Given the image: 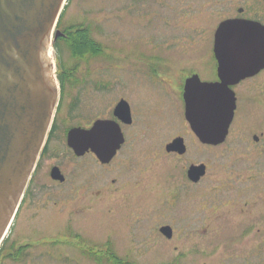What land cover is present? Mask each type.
Returning a JSON list of instances; mask_svg holds the SVG:
<instances>
[{"label": "flooded vegetation", "instance_id": "1", "mask_svg": "<svg viewBox=\"0 0 264 264\" xmlns=\"http://www.w3.org/2000/svg\"><path fill=\"white\" fill-rule=\"evenodd\" d=\"M68 1L70 0H67L63 13L55 27V31L58 30L61 35L54 39L52 45L54 52L60 56L61 51L65 53L61 48V42L66 47L69 46L67 42L76 44L75 37L77 33L83 34L84 32L82 23L64 25V12L66 7L70 5ZM176 1L186 2V8L190 11V15L186 19L190 18L192 20L190 25H194L190 28L184 26L186 30L182 31L180 36L185 33L184 39L189 36L201 37L205 29L211 28L210 54H205L200 59L183 60L178 57L174 58L173 54L170 53L171 51L158 50V52L149 54L145 61L131 63L119 70H114L116 73L112 75V90L110 89L111 92L110 90L103 92L99 88L100 79L108 78V75L101 71L102 66H98V63L92 64L89 62L91 60L99 61L102 56H108L106 52L108 46L96 40L90 31L91 39L96 42L89 43V45L84 44L81 50L85 52H80L78 57H75L72 50L67 47L70 57L73 59L69 58L67 61L73 67L65 71L63 79L59 76V97L52 124L14 219L8 229L9 234H6L0 244V264H36V260L39 261L42 258L41 255L35 256V247L31 244V240L33 238L42 239L44 235L48 236L38 234L36 224L41 213L52 207V197L61 200V205L58 207L62 206L63 208L64 229L67 237L89 241L91 244L95 243L93 245L98 249V253L90 256L84 255L85 258L81 256L80 258L89 259V261L85 260L83 264H180L177 258L179 256L183 257L184 252L178 254L174 251L178 248L176 243H173L171 249L167 247V243L172 242L174 237L173 228L168 223L161 224L160 221H156L152 224L150 219H129L122 215L119 221L108 225L105 233L100 235L83 234L82 228L84 226L75 227L73 224L76 218L80 217V215H77L82 212L83 206H91L93 202L111 209L116 207L117 209L123 208V210H128L129 205H131L132 211L135 206L140 205V203L137 205L133 203V192H129L127 189L128 187L134 189L131 175L129 176L127 170L128 165L125 166V163L119 164L120 157L129 158L134 153L135 131L133 128L136 125V118L129 98L134 89L130 80L124 81L122 78V71H125L126 67L127 71L131 72L132 77L138 76L142 78L141 81L146 83L147 98L144 100L147 106L144 105L143 108L149 112L165 111L168 107L174 110L177 109V112L183 115L195 142L201 146L209 147L225 145L229 160L239 159V161L245 162L244 165L253 168V170H248V168L240 172L243 174L241 177L242 188L234 186L236 177H230L233 173H229V177H226L220 185L222 187H233L237 191L235 200L241 199L238 203L241 206L240 209L234 207L232 210V207H229L232 211L238 213L237 216H241L240 219L235 221L230 218L226 219L231 225L229 227L240 228L239 233H243V241L253 231L259 239L256 243L262 237L264 240V230L261 228L262 225L264 226V208L262 206L264 202L262 198V194H264V0ZM226 21L232 23L233 31L237 33L239 41V58L232 60L226 58L225 60V64L229 67L228 72H234L235 66L239 67L237 69L239 72L238 78L228 85L235 97V108L224 140L217 144L203 143L186 120L185 93L189 89L187 84L192 82H221L222 79L218 70L219 58L218 52H216L219 46L216 43V32L218 27ZM59 39V46H54ZM92 48L96 49L95 53L91 50ZM224 48L227 49L228 45L221 46V49ZM107 60H109V56L106 60L100 61V64L102 65ZM82 66L84 71L82 74H78L76 69H80ZM130 69H133V72ZM172 83L178 85L174 95L169 90ZM90 86H94L96 90L91 91L88 89ZM93 93L94 97L92 96ZM92 99L93 104H91ZM164 102H167V104H164ZM95 122L103 123L106 128H118L121 134L119 146L115 149L113 155L105 161H102L92 149L77 153L75 148L69 145L68 135L71 130L75 128L87 130ZM176 138L183 139L185 146L183 153H179L175 146L171 147L170 151L167 149V146ZM108 141L109 138L105 140V142ZM187 142L188 140L185 137L175 136L166 142L165 150L167 153L181 157L187 151ZM89 159H92L101 168L96 171L98 175L95 176L100 185L91 191L86 188L87 184L85 185V183H88L90 176L88 174L89 166H87V163L84 164V161ZM192 165H204L205 172L199 177L192 176V173L189 172ZM207 173L208 167L205 163L190 164L186 171H180V174H177L174 183L169 184L170 187L173 185L174 188L172 189L175 192L184 189L199 197V194L205 195L198 191L203 184L208 183L209 176L207 175L210 173ZM76 175L77 179L75 181L72 177ZM78 179H81V182H78ZM214 184L215 182L210 183L209 188L215 187ZM219 188L221 189L217 186L214 190ZM44 191H46L44 194L45 201L39 202ZM203 191L207 192L206 189ZM86 192L88 193L87 196L90 197L81 203V200L85 199ZM230 195H233V193H230ZM129 198H131V204H129ZM229 199L233 198L230 197ZM231 210H229V215ZM226 220L224 224L213 226L210 231H213L212 234L201 236V238H205L201 242L205 244L207 240L209 243L217 236H224L227 241L220 242V246H216L218 244L216 243V249L218 247L220 249L229 248L230 243H237L230 242L233 241L230 237L228 238L220 233L226 226ZM18 222L24 228L20 234L13 235ZM145 229L147 230L146 233ZM190 232L192 233L190 237L194 242L193 248L196 250L194 256H196V253L198 254V251L203 247L200 246L199 248L198 246L200 237L196 233L199 232V228L196 225H191ZM151 234L164 239V243L159 241V245H164L169 251L162 246L160 254H163V257L152 256V259H150L149 238ZM220 252L223 256L218 257V261L214 260L213 256L210 257L214 260L213 264H228L232 258H238V256H229L223 251ZM169 257L173 259L169 260ZM226 257H231V259L226 262ZM154 258H160L162 261L155 262ZM262 259L264 260V257ZM245 260V264H260L257 262V258ZM203 264L207 263L203 262Z\"/></svg>", "mask_w": 264, "mask_h": 264}, {"label": "rangeland", "instance_id": "2", "mask_svg": "<svg viewBox=\"0 0 264 264\" xmlns=\"http://www.w3.org/2000/svg\"><path fill=\"white\" fill-rule=\"evenodd\" d=\"M69 2L70 5L66 7L64 12V25L82 23L85 27L89 26L93 37L103 45L108 46L106 52L109 60L101 65L100 61L108 58V56H102L99 61L91 60L89 62L92 64L98 63V66H102L101 71L108 75V78L100 79L99 88L103 92L112 90V75L116 73L114 70H119L131 63L145 61L149 54L158 52V50L171 51L170 53L173 54L174 58L178 57L183 60L200 59L205 54H210L211 28L205 29L201 37L189 36L184 39L185 33L180 36L182 31L186 30L184 26H187V28L194 26L190 25L192 21L190 18L186 19L190 15V11L186 8L187 4L184 1L70 0ZM61 48L65 52L61 51V56L54 52L53 47H51V56H49L52 62V75L57 86L59 76L63 72L65 73L68 68L73 67V65H70L71 63L68 64L67 60L71 58L70 53L62 42ZM124 70L122 71V78L124 81L130 80L134 89L129 98L134 110L136 125L133 128L135 131L133 156L129 158L120 157L119 164L125 163V166L128 165L127 170L129 176L131 175L134 189L129 187L127 189L129 192H133V203L136 205L140 203V205L135 206L132 211V206L129 205L131 204V198H129L128 210L117 209L116 207H113V210L96 202H93L91 206L84 205L82 212L77 215H80V217H77L75 223H73L75 227L83 225V234L100 235L105 233L108 225L119 221L122 215L129 219H150L152 224L160 221L161 224L168 223L171 225L174 237L172 242L167 243V247L171 249L173 243H176L178 248L174 251L178 254L184 252L183 257L179 256L177 258L180 264H203V262L213 264L214 260L218 261L217 258L223 256L220 251L229 256H238L236 259L226 257V262L231 259L228 264H245V259L252 260L254 258H257L258 263L264 264L262 259L264 257L263 237L256 243L259 239L253 231L243 241V233H239L240 228L229 227L231 225L226 219L230 218L235 221L241 218L240 215L237 216L236 211H232L234 207L240 209L241 206L238 203L241 199L235 200L237 191L233 187H222L220 185L226 177H229V173H233L230 177H236L234 186L242 188L241 177L243 174L240 172L247 170L249 167L239 159L229 160L225 145L209 147L201 146L195 142L183 115L177 112V109L174 110L168 107L165 111L149 112L143 108L144 105L147 106L144 100L147 98L146 83L141 81L142 78L138 76L132 77L131 72L127 71V67ZM83 71V66L76 69L78 74H82ZM130 71L133 72V69H130ZM176 83L169 86V90L172 91L173 95L178 88ZM88 89L91 91L96 90L94 86H90ZM92 96L94 97V93ZM91 104H93V99ZM164 104H167V102H164ZM242 117L247 121L244 116ZM178 135L188 140L187 151L181 157L167 153L165 150L166 142ZM86 163L89 166L88 174L90 178L85 185L87 184L86 188L91 191L100 185L95 176L98 175L96 171L101 168L92 159L85 160L84 164ZM200 163H205L208 167V173H210H207V176H209L208 183L203 184L198 191L205 195L199 194L198 197L184 189L175 192L172 189L174 188L173 185L170 187L169 183L176 181L175 177L180 174V171H186L190 164ZM248 170H253V168ZM72 179L76 181L77 175L73 176ZM78 182H81V179H78ZM212 182H215V187L210 189L209 184ZM217 186L221 189L214 190ZM205 189L207 192L203 191ZM45 192L40 196L39 202L45 201ZM230 193H233V195H230ZM87 195L86 192L85 199L82 198L81 203L90 197ZM230 197L234 200H230ZM262 198L264 199V194H262ZM51 201L53 203L52 207L41 213L36 224L38 234L48 236L44 235L42 239L33 238L31 240V244L35 247V256H42L39 261L36 260V264H83L85 260L89 261V259H84V255L90 256L98 253V249L93 245L95 243L91 244L89 241L67 237L64 229L63 208L62 206L58 207L61 205V200L52 197ZM262 206L264 208V202ZM229 207H232V210ZM229 210H231V216ZM225 220L226 226L220 233L228 238L230 237L233 240H229L230 242L237 243H230L229 248L220 249L218 247L216 249V246L221 245L220 242L227 241L224 236H217L209 243L207 240L205 244L201 242L205 239L201 236L212 234L213 231H210L213 226L224 224ZM191 225H196L199 228V232L196 233L200 237L198 246L199 248L203 246L198 251L199 253H196V256H194L196 252L193 248L194 242L190 237L192 235L190 232ZM23 228L24 226L18 222L13 235L20 234ZM261 228L264 230L263 225ZM258 229L260 230V228ZM159 241L164 243V239L151 234L149 238L150 259H152V256L163 257V254H160L162 246L169 251L164 245H159ZM216 243L218 244L216 245ZM259 246L263 249H258L261 248ZM81 256L84 258H80ZM211 256L214 257V260L210 258ZM169 258V260L173 259ZM154 261L160 262L162 259L154 258Z\"/></svg>", "mask_w": 264, "mask_h": 264}, {"label": "water", "instance_id": "3", "mask_svg": "<svg viewBox=\"0 0 264 264\" xmlns=\"http://www.w3.org/2000/svg\"><path fill=\"white\" fill-rule=\"evenodd\" d=\"M65 1L0 0V242L18 209L57 105L58 86L48 52L61 35L56 30L52 40ZM237 36L229 21L217 29L221 82L187 84L185 117L203 143L222 142L233 116L235 97L228 85L238 78L239 67L228 72L225 60L239 58ZM226 44L228 48L221 49ZM68 140L77 153L92 149L105 161L119 146L121 134L118 128L95 122L90 129L71 130ZM173 146L179 153L185 150L182 138L169 144L168 151ZM189 172L199 177L205 166L192 165Z\"/></svg>", "mask_w": 264, "mask_h": 264}, {"label": "trees", "instance_id": "4", "mask_svg": "<svg viewBox=\"0 0 264 264\" xmlns=\"http://www.w3.org/2000/svg\"><path fill=\"white\" fill-rule=\"evenodd\" d=\"M83 29H84L83 30L84 31L83 34L77 33V35L75 37L76 44H74V42L73 43L67 42V45L69 44V46H67V47H69L72 50L73 54H75V57H78V55L80 54V52H85V51L81 50V48H82V46L84 44H88L89 45V43L96 42L95 40L91 39V36L89 34L90 31H91L90 30V27L89 26H86V27L83 26ZM59 41H60V39L57 42H55L54 46H56V47L59 46ZM91 50H93V53L96 52L95 51L96 50L95 48H92ZM64 75H65V73L63 72L60 75V78L63 79L64 78Z\"/></svg>", "mask_w": 264, "mask_h": 264}, {"label": "bare ground", "instance_id": "5", "mask_svg": "<svg viewBox=\"0 0 264 264\" xmlns=\"http://www.w3.org/2000/svg\"><path fill=\"white\" fill-rule=\"evenodd\" d=\"M53 33V32H52ZM48 55L51 56V50H49Z\"/></svg>", "mask_w": 264, "mask_h": 264}]
</instances>
